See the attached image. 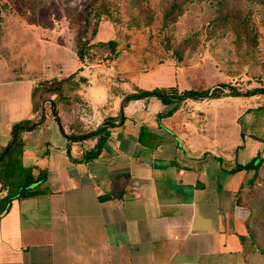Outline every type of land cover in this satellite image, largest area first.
<instances>
[{"label": "crops", "instance_id": "crops-1", "mask_svg": "<svg viewBox=\"0 0 264 264\" xmlns=\"http://www.w3.org/2000/svg\"><path fill=\"white\" fill-rule=\"evenodd\" d=\"M2 42L0 163L32 193L0 209V264H264L238 201L264 180V92L126 100L228 77L208 55L140 68L74 51L45 73Z\"/></svg>", "mask_w": 264, "mask_h": 264}, {"label": "rangeland", "instance_id": "rangeland-1", "mask_svg": "<svg viewBox=\"0 0 264 264\" xmlns=\"http://www.w3.org/2000/svg\"><path fill=\"white\" fill-rule=\"evenodd\" d=\"M91 1L0 0V41L18 45L21 61L32 57L41 71L58 73L50 62L55 56L67 66L75 62L73 46L86 17L87 31L94 29L91 38L97 42L91 44L96 46L92 50L88 46L87 56L111 60L119 54L124 58L120 62H134L141 68V63L208 55L236 91L264 88V5L235 0L247 14L248 29L254 36L246 40L237 37L228 24L220 23L214 0L187 3L183 13L167 25L163 13L170 0H96L90 7ZM94 13L99 14L98 19L92 18ZM111 39L116 53L98 46V42ZM4 162L0 163V209L23 188L26 175L17 163L7 166ZM240 202L248 213L258 211L261 216L254 221L253 230L256 246L264 251V180L246 190Z\"/></svg>", "mask_w": 264, "mask_h": 264}, {"label": "trees", "instance_id": "trees-1", "mask_svg": "<svg viewBox=\"0 0 264 264\" xmlns=\"http://www.w3.org/2000/svg\"><path fill=\"white\" fill-rule=\"evenodd\" d=\"M96 0H92L90 2V7L93 6V3ZM201 0H170L167 4V7L163 13V19H164V25H167L169 23L174 22L177 19V16L183 13V11L186 9L187 3H198ZM254 3L262 4L264 5V0H250ZM215 7H216V15H218L219 21L221 24H228L231 28V31L236 34L237 37H240L242 39H251L254 36L250 35V30L248 29V18L244 15H247L245 13H242L241 9L237 7L234 3L235 0H214ZM91 11V8L87 11L88 13ZM96 17L92 18H99L98 13H94ZM87 18H83V23L81 27V32L78 41L73 46V51L77 57V60L82 62L84 59H87V61H111L109 59L101 60L98 58H95L93 55H86L88 46H91V44H96L97 42L92 41V36L94 33V29L90 32L87 31ZM99 45H105L107 50L112 53H116L115 48V41L114 40H107L105 42H98ZM96 46H91L90 50L94 49ZM115 57V54H114ZM179 59V57L177 58ZM226 91L228 94L231 95H247L257 92H264V88L260 89H253L251 91L247 92H238L235 89V86L228 83H219L216 87H213L211 89H204L201 91L188 89L181 92H177L175 88H158L154 87L150 90H138L135 93H130L125 96L126 100L133 99V98H141L143 96L152 95L156 96L160 99L162 103H169L172 102L175 104L182 98H195V97H214L219 95L221 92ZM169 112V111H168ZM91 134V132L85 133L84 135H81V138L87 137ZM256 168V166H255ZM263 182V181H262ZM260 183H255L253 180L250 181L247 184V189L257 187ZM246 192V191H245ZM31 191H27L25 187L20 189L18 196H26L31 194ZM242 196V195H241ZM240 196V197H241ZM240 197H238V201H240ZM258 211L252 212L249 211L247 219H246V228L248 231V239L249 241L256 246V240H255V234L253 230L254 221L257 220L260 216ZM261 219V218H260ZM258 248V246H256ZM259 250V248H258ZM260 251V250H259ZM264 254V251H260Z\"/></svg>", "mask_w": 264, "mask_h": 264}, {"label": "water", "instance_id": "water-1", "mask_svg": "<svg viewBox=\"0 0 264 264\" xmlns=\"http://www.w3.org/2000/svg\"><path fill=\"white\" fill-rule=\"evenodd\" d=\"M204 97H207V96H204Z\"/></svg>", "mask_w": 264, "mask_h": 264}]
</instances>
